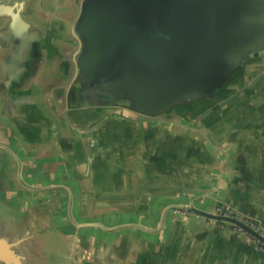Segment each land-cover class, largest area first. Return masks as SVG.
Listing matches in <instances>:
<instances>
[{"label":"crops","instance_id":"obj_1","mask_svg":"<svg viewBox=\"0 0 264 264\" xmlns=\"http://www.w3.org/2000/svg\"><path fill=\"white\" fill-rule=\"evenodd\" d=\"M27 1L50 31V64L35 95L12 89L3 103L16 129L0 120V204L21 214L26 264H264L209 218L173 209L161 225L170 206H228L264 228V76L181 116L71 108L67 17Z\"/></svg>","mask_w":264,"mask_h":264},{"label":"water","instance_id":"obj_2","mask_svg":"<svg viewBox=\"0 0 264 264\" xmlns=\"http://www.w3.org/2000/svg\"><path fill=\"white\" fill-rule=\"evenodd\" d=\"M67 4L71 16L59 13L75 42L71 108L181 116L231 102L264 76V0H60L56 10ZM52 45L27 0H0V120L14 129L3 103L12 89L37 93ZM173 209L224 220L195 206H170L161 225ZM6 212L0 204V264H26L28 238ZM7 223L16 235L4 232Z\"/></svg>","mask_w":264,"mask_h":264},{"label":"built area","instance_id":"obj_3","mask_svg":"<svg viewBox=\"0 0 264 264\" xmlns=\"http://www.w3.org/2000/svg\"><path fill=\"white\" fill-rule=\"evenodd\" d=\"M213 213L216 216L222 217L224 220L211 219L213 222L229 228L241 236L248 238L259 250L264 252V228L258 224L254 219L228 207L217 206ZM234 219L239 223L229 221L227 219ZM246 228L254 232L247 231Z\"/></svg>","mask_w":264,"mask_h":264},{"label":"rangeland","instance_id":"obj_4","mask_svg":"<svg viewBox=\"0 0 264 264\" xmlns=\"http://www.w3.org/2000/svg\"><path fill=\"white\" fill-rule=\"evenodd\" d=\"M60 0H41V1H39V2H43V6L44 7H46V6H49L48 8H51V9H54V10H56V4L59 2ZM58 11H60V12H64V14L65 15H70L71 16V9L69 8V5L67 4L66 6H60L59 7V9H58ZM72 18V17H71ZM6 159H8V160H11V158H9V157H7ZM5 159V163H4V161H3V166H2V168H5V164H7V160ZM0 165H1V163H0ZM6 215H11L12 216V218H18V219H21V214L20 213H18V211H14L13 213H9V212H6V213H3V216L5 217Z\"/></svg>","mask_w":264,"mask_h":264}]
</instances>
